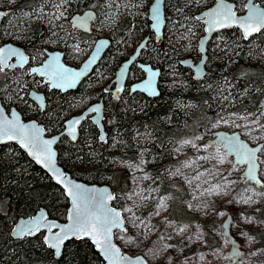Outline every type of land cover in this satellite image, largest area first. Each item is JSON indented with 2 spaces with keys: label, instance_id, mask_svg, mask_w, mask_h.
Instances as JSON below:
<instances>
[{
  "label": "trees",
  "instance_id": "trees-1",
  "mask_svg": "<svg viewBox=\"0 0 264 264\" xmlns=\"http://www.w3.org/2000/svg\"><path fill=\"white\" fill-rule=\"evenodd\" d=\"M151 1L0 0V9L8 10L0 29L8 27L3 39L34 50L33 61L42 58L44 49H60L67 63L74 65L85 58L97 32L109 38V49L76 91L61 94L44 89L45 110L39 112L33 104L26 109L51 135L58 133L63 119L91 103L81 91L88 83L95 85V77L103 75L107 82L91 96L104 98L103 124L107 133L111 128L113 137L109 133L101 142L95 127L86 121L79 129L77 141L62 138L57 152L59 164L71 177L107 184L116 196L128 184L129 173L112 168L114 160L136 162L141 151L147 150V169L162 179L166 170L178 168L171 149L192 138L190 126L193 131H202L222 113H256L264 101V66L261 58L254 57L264 53V30L247 40L237 29L222 31L219 37L226 55L210 61L209 73L200 81L194 80L190 70L179 63L185 57L199 58L198 40L203 26L195 15L215 0H165L163 38L159 42L151 38L141 54L145 62L159 67L163 73L159 95L149 98L135 93L126 99L113 97L109 81L115 69L146 35L152 36L148 20ZM230 1L237 5L238 0ZM86 10L96 14L87 33L70 24L73 15ZM25 75L23 71L0 72V99L4 106L21 108L23 101H27L26 94L36 83ZM139 76L141 73L135 69L132 81ZM23 115H27L26 111ZM165 182H161L162 193L172 189ZM112 204L121 208L117 198ZM66 207L67 199L61 189L21 149L14 144L0 145V264H104L86 240L68 241L55 258L43 243L41 233L21 240L11 237L18 218L31 217L43 208L49 218L63 221ZM169 217L182 220L181 214ZM257 238L264 245V233Z\"/></svg>",
  "mask_w": 264,
  "mask_h": 264
},
{
  "label": "rangeland",
  "instance_id": "rangeland-1",
  "mask_svg": "<svg viewBox=\"0 0 264 264\" xmlns=\"http://www.w3.org/2000/svg\"><path fill=\"white\" fill-rule=\"evenodd\" d=\"M245 1L238 0L239 13L243 12ZM261 4L264 5V2ZM166 15L170 17L168 12ZM103 29L109 30L105 27ZM100 30L105 32L101 28ZM56 34L57 32L54 35ZM99 35L104 36L102 33ZM223 51L225 45L221 37H215L209 44L211 62L217 59V56L219 58L222 54L225 56L226 52ZM256 56L261 58V65L264 66V53L256 54L254 57ZM90 87L88 83L86 85L88 94L91 93ZM261 104L260 109L253 114L222 113L210 121L202 131H193V126H190L192 138L181 141L171 149L173 158L178 160V168L166 170L162 179L151 175L147 169L149 163V159L146 158L147 150H142L137 161L130 167L126 166L125 162L117 160L112 162V168L125 169L129 173L128 184H125L124 191L116 196L121 209L132 206L136 215L144 222L141 227L148 233L149 238L155 240L162 234L165 239L160 243L175 245L174 254L179 261H184V264H231L229 236L239 243L243 251L236 264H264V245H260L257 238L258 234L264 233V187L248 185V191L245 192L243 190L246 185L241 181L231 185L219 196L211 195L207 191L218 183L225 184V176L231 181L242 175L240 171L232 169V156L225 157L227 163L223 166L210 159L217 154V148L223 154V148L219 145L209 146L208 141L212 139L214 132L223 130L238 132L242 139L251 145L264 144V101ZM25 111L29 113L31 110L25 108ZM164 180L172 188L170 192H161V182ZM248 196H252V201L243 203ZM234 197L236 200L229 203ZM161 199L164 200L166 209L155 215L157 203ZM205 204L207 207H204ZM220 212L225 215L220 216ZM240 213H243V217H239ZM170 214H181L182 220L175 221L169 217ZM228 217L231 220L228 227L229 235L225 234L223 226ZM180 229L185 230L181 232ZM138 230L132 229V232ZM238 232L245 235H237ZM169 236L172 237L171 240L168 239ZM114 239L125 253H128L130 248L139 251L135 245L125 242L128 239L125 233L115 234ZM173 264L178 262L174 260Z\"/></svg>",
  "mask_w": 264,
  "mask_h": 264
},
{
  "label": "snow or ice",
  "instance_id": "snow-or-ice-1",
  "mask_svg": "<svg viewBox=\"0 0 264 264\" xmlns=\"http://www.w3.org/2000/svg\"><path fill=\"white\" fill-rule=\"evenodd\" d=\"M62 2H64V0H62ZM150 11L156 30L158 31L161 22L160 0H157L155 6L152 7ZM209 15L212 27H226L229 22H234L243 28L245 37L252 35L254 32H258L261 28H264V11L259 10L255 5L250 8L249 15L245 19H238L235 16V13L232 12L231 8L224 4H221L219 8L211 12ZM92 18V16L85 14L76 20L73 27L83 26ZM196 19L199 20L200 17H196ZM102 46L103 45H101V47ZM143 47L144 45H141V48ZM98 53L99 48H97V54ZM12 57L16 58L15 65L8 64V60ZM59 59V56H53L43 66V68L32 69V73L39 74L40 76H46L47 82L51 88L64 89L74 86L82 73L72 72L60 64ZM93 60H95V56L92 60L88 61V64H91ZM27 62L28 57L25 56L23 52H20L15 48L6 47L0 49V72L17 66L22 68ZM127 63L130 64L132 61L130 60ZM85 71H87V65L85 66ZM146 71L151 70L146 69ZM126 74L127 66L125 65L122 67L120 75L124 76ZM155 75L156 73H152V76H150L142 86L138 87H142V89L149 92V94H156L153 88L152 79ZM117 90L119 91L121 89L118 88ZM132 90L135 91L136 88H133ZM36 99L42 100L43 97L37 96ZM91 112L99 114L100 109L98 107H93ZM75 123L79 124L80 121L76 120ZM5 138H19L22 146L31 147L34 150L31 153L32 155H37L38 150L40 155L37 156V162L45 163L48 167L54 169L52 160L54 153L51 152L52 141L40 142V146L37 148L38 137L27 135L25 133L24 126L20 125L15 119L8 121L6 118H0V140ZM219 144L223 148V154H221L219 148H217V154L210 157V159L215 160L217 165L223 166L227 163L225 157L235 156L236 159L232 165V169L240 171L242 175L237 180L231 181H229L228 177L225 176L224 180L226 183L223 185L218 183L214 187L208 189L207 191L209 194L219 196L226 192L231 185L241 181L246 185L243 190L245 192L248 191V185L255 184L264 187V144H258L254 147L249 146L246 143L240 142L236 136H221L219 138ZM212 147H216V145H212ZM230 175L231 171L229 172V176ZM58 182H60L59 179ZM73 187L77 191L69 192V195L73 197V208L69 214L71 224L66 227H60L56 224L47 225L49 232H51L53 228H59L58 232L46 239V243L50 248L55 249L57 256H59L61 245L66 239L71 236L81 237L83 235H87L93 239L94 243L103 253L109 264H173L174 260H176L178 264H184V261H179V258L174 254L173 250L176 247L175 245L160 243L165 239L162 234L158 235L155 240L149 238L148 233L141 227V224L144 222L136 215L132 206H128L122 210L110 208L108 207V202L115 199V197L110 195H104L99 198L95 196H88L86 193L89 190L81 189L79 185H74ZM129 199H131V197H129ZM143 199H148V197H143ZM235 200L236 198L234 197L232 200H229V203H233ZM251 201L252 196H248L243 203L247 204ZM136 207H139V205H136ZM204 207H207V205L205 204ZM165 209L166 204L164 200L161 199L157 203V209L154 214L159 215L160 211ZM124 213L131 215H124ZM219 215L223 216L225 213L220 212ZM238 215L239 217H243V213ZM39 227H41V225L37 221L35 222V226H33V223L21 225L17 231L22 235H32L34 234L36 228ZM145 227H147V225H145ZM114 229L118 230V233H125L128 237L125 242L135 245L139 248V251H135L130 248L127 254L123 253L121 249L112 242ZM132 229L139 230L133 233ZM184 230L185 229H180L181 232ZM149 231H151V228ZM118 233L115 234L118 235ZM237 235L243 236L245 233L238 232ZM120 238L124 239V237ZM168 239L171 240L172 237L169 236ZM140 245H142V247H140ZM187 259L188 258H185V260Z\"/></svg>",
  "mask_w": 264,
  "mask_h": 264
},
{
  "label": "water",
  "instance_id": "water-1",
  "mask_svg": "<svg viewBox=\"0 0 264 264\" xmlns=\"http://www.w3.org/2000/svg\"><path fill=\"white\" fill-rule=\"evenodd\" d=\"M157 0H152L149 7H148V20H149V27L150 30L153 32L154 34V39L156 42L162 40L163 38V31H164V26H165V0H160V26H159V30H156L154 21L152 20V14L150 9L152 7L155 6ZM221 4L227 5L229 8H231L232 12L235 13V16L238 19H245L248 17L249 15V10L250 8H252L253 5H255L259 10L264 11V6H262L259 2H256L255 0H246L243 6V12L239 13L237 11V5L235 4V2L230 1V0H215L213 2V4L208 7L205 8L203 10H201L200 12H198L195 15L196 17H200V23L203 26V34L200 36L199 40H198V52L200 54V57L197 61L191 59V58H184L181 59L179 61V63L184 67V68H189L192 72V78L196 81H200L202 80L206 73L207 70L205 69V65L207 63L208 60V56H207V47H208V43L210 42L211 38L213 37V35L217 32L220 31H227V30H232V29H237L241 36L244 39H250L253 36L258 35L260 32H262L264 30V28H261L258 32H254L252 35L245 37L244 35V30L243 28L234 22H229L228 26L226 27H222V26H216V27H212L210 24V13L213 12L214 10H216L217 8H219L221 6ZM6 12H0V20L1 17L5 14ZM85 14L92 16L93 18L91 20H88V22L83 25V26H76L75 28H78L81 31L84 32H88L90 30L91 24L92 22L95 20L96 18V14L94 11L92 10H86L80 14H75L70 18V23L73 27V24L76 22V20H78L80 17L84 16ZM149 39V36H146L144 39H142L140 41V43L137 45V47L135 48V51L129 56V58L127 60H125L124 62H122L121 66L119 67V69L116 71L115 74V78L113 80V82L115 83V87H114V95L118 96L121 94L123 88L125 87V82L127 80L128 77V73H129V69L131 68V66L136 63V65L143 71L144 73V77L143 79H141L140 81L133 83L130 85L129 89L131 93L134 92H139L142 93L144 95H146L149 98H154L157 97L159 95V89H158V78H159V69L153 68L150 64H144L141 62H137L138 57L141 53V51L143 50V48H141V45H144L147 43ZM101 45H103L101 47ZM109 46V40L107 38H100L97 39L95 41V44L91 50V52L88 54V56L82 61V63L78 66V67H73V66H69L67 64L64 63L63 61V53L60 51H54V52H49L48 53V57L40 64L37 66H33L30 68V72L32 73V69H37V68H43V66L53 57V56H59V63L62 64L64 67L68 68L69 70H71L74 73H82V75H80V77L78 78L76 84L72 87H68V88H64V89H59V88H51L49 83L47 82V77L46 76H40L39 74H36L39 78H42L43 81L49 85L50 89H55L57 91H60L62 93L70 91V90H74L78 84L83 81L93 70V68L96 66V64L99 62V60L101 59V57L103 56L104 52L106 51V49ZM15 48L17 50H19L20 52H23V50L20 47L14 46L12 44H5L4 46L0 47V49L2 48ZM97 48H99V53L97 54ZM24 53V52H23ZM25 55V54H24ZM95 56V60L92 61L91 64H88L89 60H92V58ZM132 61V63H127L128 61ZM16 64V63H14ZM87 65V71H85V66ZM127 66V74L124 76L120 75L121 69L124 66ZM146 69H150L151 71H146ZM152 73H156V75L154 77H152L153 79V88L156 94L152 95L149 94V92L144 91L142 89V87H138V86H142L148 79L150 76H152ZM35 74V73H32ZM121 89V90H117V89ZM136 88L135 91H133L132 89ZM29 98L35 102L40 108L41 110L44 108V96L43 93H39L36 91H30L29 92ZM40 96L43 97L42 100H37L36 97ZM93 107H98L100 109L99 114L91 112V109ZM90 116L91 121L97 126L98 130H99V138L101 139V141H104L106 139V133L104 131V127L102 124V119H103V103L102 101H99L98 103H95L93 105H90L88 108H86L82 113L72 116L70 118H68L65 122H64V129L62 132H60L59 134H55V135H46V131L43 128V126L41 124H39L37 121L35 120H24L22 118V115L20 114V112L18 110H16L15 108H11V110L9 111V113L6 112V110L4 109V107L2 106V104L0 103V118H6L8 121H12L13 119H15L16 121L19 122L20 125L24 126L25 129V133L29 136H35L38 137V142H37V148H39L40 146V142L43 141H52L51 144V152L54 153L52 160H53V164H54V169L48 167L45 163H38L37 162V156L40 155L39 151L37 150V155H32L31 153L34 151L31 147H25L22 146L21 140L19 138H14V139H3L0 140V145L3 144H14L16 145L19 149H21L26 156L37 166L39 167L42 171H44L46 173V175L51 179V181L61 189L63 195L65 196V198L67 199V207H66V213H65V219L63 221H59L56 219H52L49 218L46 211L41 208L39 210H37L31 217H25V218H18L16 220V222L14 223L10 235L13 239L15 240H21L24 237H33L37 234H42V240L43 243L45 244V246L49 249L52 250L54 257L58 258L63 250V247L65 246V244L68 241L71 240H76V241H81V240H86L88 241L94 251L100 256V258L102 259L104 264H109L108 260L104 257L103 253L98 249L97 245L94 243L93 239L90 236L87 235H83L81 237L78 236H71L68 239H66L63 244L61 245V251L59 256H57L55 249L50 248L48 246V244L46 243V239L50 238L54 233L59 231V228H53L51 232L48 231L47 225L49 224H56L59 225L60 227H66L69 226L71 224V221L69 220V214L73 208V197L71 195H69V192H75L77 191L73 186L74 185H79L81 189H86L89 190L86 194L88 196H95L97 198L102 197L104 195H110L112 197H115V194L113 193V191L111 190V188L106 185V184H95V183H86L80 180H77L73 177L70 176V174L68 172H66L63 167L58 163V153H57V149H56V145L58 143V141L60 140L61 137L65 136L67 138H69L72 142H75L78 138V129L81 125V123L88 117ZM79 120L80 123L76 124L75 121ZM74 129V131H73ZM221 136H226V137H232V136H236L238 137L240 142L246 143L249 146H257V145H251L249 144L246 140L242 139L241 135L238 132H227V131H223V130H219L214 132L213 135V139H211L210 141H208V145H215V144H219V138ZM262 144V143H259ZM220 145V144H219ZM233 157V164L235 162V156ZM58 179L60 180V182H58ZM257 187H261L259 185H256ZM114 199L110 200L108 202V207L110 208H115L117 210H121L118 207H115L112 205ZM39 222V224L41 225V227L36 228L34 234L32 235H22L20 234L17 229L21 226V225H27L29 223H33V226H35V222ZM231 220L228 217L224 223L223 226L225 228V234L229 235L228 232V227L230 224ZM114 233L118 230L114 229L113 230ZM229 240H230V256H231V264H236L238 259L241 257V255L243 254V251L240 249L239 243L231 236H229ZM112 242L114 245H116L117 247H119L114 240V235L112 238ZM120 248V247H119ZM121 249V248H120ZM122 251V250H121ZM126 254V253H125Z\"/></svg>",
  "mask_w": 264,
  "mask_h": 264
},
{
  "label": "flooded vegetation",
  "instance_id": "flooded-vegetation-1",
  "mask_svg": "<svg viewBox=\"0 0 264 264\" xmlns=\"http://www.w3.org/2000/svg\"><path fill=\"white\" fill-rule=\"evenodd\" d=\"M210 7V6H209ZM208 8V7H207ZM0 12H6L2 17H1V20H0V29H1V27H2V22H3V20L5 19V16L7 15V13H8V10H4V9H0ZM94 22V21H93ZM92 22V23H93ZM71 24V23H70ZM71 27H72V25H71ZM72 28H74V29H77L78 31H81V30H79L78 28H75V27H72ZM91 28H92V24H91V27H90V30H91ZM7 30H8V27L7 26H5V28H4V30L3 31H1L0 30V47H2V46H4L5 44H12V45H14V46H17V47H20L22 50H23V52H24V54H25V56H27L28 57V62L21 68V67H15V68H9V69H5L4 71H8V72H21V71H23V74L25 73L26 75H27V78L29 79V80H31L32 82H35L36 83V86L35 87H33V88H31V89H29L28 90V92H27V94H26V99H27V101H23V106H20L21 108H17V107H15V106H10V107H6V106H4L3 105V101L0 99V103L2 104V106L4 107V109L6 110V112L7 113H9V111L11 110V108H15L16 110H18L19 112H20V114L22 115V118L24 119V120H35V121H37L39 124H41L42 126H43V128L45 129V131H46V135L47 136H49V135H51L50 133H49V131H48V129L47 128H45L44 127V125L41 123V122H39L37 119H35L32 115H28V113H27V115H23V112H24V110H25V108L28 106V107H30L32 104L35 106V108L36 109H38V111L39 112H43L44 110H45V108L47 107V101H46V94H45V91H44V89H46V90H48V91H57V90H55V89H50L49 88V85L48 84H46L44 81H43V79L42 78H39L36 74H32L31 72H30V68L31 67H33V66H37V65H40L47 57H48V53L49 52H54V51H60V52H62L63 53V61H64V63L65 64H67V65H69V66H73V67H78L81 63H82V61L88 56V54L91 52V50H92V48H93V46H94V44H95V41L97 40V39H100V38H107L108 40H109V38L108 37H106V36H100L99 35V33L97 32V35H98V37L92 42V45H91V48H90V50H89V52L87 53V55L85 56V58L83 59V60H81L79 63H76V64H74V65H71V64H69V63H67V61H66V57H65V54H64V52L62 51V50H60V49H44V53H43V56H42V58H39V59H37V60H34L33 61V54H34V50H32V49H30V48H27V47H23V46H21V45H19V44H17V43H15V42H13V41H9V40H7V39H3L4 37H3V34L4 33H7ZM89 30V31H90ZM88 31V32H89ZM81 32H84V31H81ZM87 33V32H86ZM151 33H152V36H150V35H146V36H149V39H148V41H147V43L145 44V48H146V45L148 44V42H149V40L152 38V39H154V34H153V32L151 31ZM220 33H222V31H220V32H217V33H215L214 35H213V37L211 38V40H210V42L208 43V47H207V56H208V60H207V63H206V65H205V69L207 70V73H206V75L209 73V68H208V66H209V63H210V56H209V53H208V51H209V44L211 43V41L215 38V37H219L220 35ZM145 36V37H146ZM144 37V38H145ZM143 38V39H144ZM154 41H155V39H154ZM161 41V40H160ZM159 42V41H158ZM140 43V42H139ZM138 43V44H139ZM137 44V45H138ZM109 47H110V40H109V46H108V48L106 49V51L109 49ZM137 47V46H136ZM135 47V48H136ZM144 49V48H143ZM106 51L104 52V54L106 53ZM134 51H135V49H134ZM133 51V52H134ZM132 52V53H133ZM142 52H143V50L141 51V53H140V55H139V57H138V60H137V62H141V63H144V64H150V63H147V62H145L144 61V59L141 57V54H142ZM131 53V54H132ZM103 54V55H104ZM130 54V55H131ZM129 55V56H130ZM129 56L128 57H126L122 62H124L125 60H127L128 58H129ZM103 57V56H102ZM102 57H101V59H102ZM185 58H188V57H185ZM100 59V60H101ZM184 59V58H183ZM100 60H99V62H100ZM193 60H195V59H193ZM180 61V60H179ZM195 61H197V60H195ZM99 62L96 64V66L99 64ZM122 62L117 66V68L115 69V71H114V73H113V75H112V77H111V79H110V81H109V86H110V93L112 94V96L113 97H116V98H127V97H129L130 95H133V94H135V93H139V92H134V93H131L130 92V89H129V87H130V85L131 84H133V83H136V82H138V81H140L141 79H143V77H144V73H143V71L136 65V63H134L132 66H131V68L129 69V73H128V77H127V80H126V82H125V87L123 88V90H122V92H121V94L120 95H118V96H116V95H114V87H115V83L113 82V80H114V78H115V74H116V71L119 69V67L121 66V64H122ZM14 63H16V58L15 57H12V58H10L9 60H8V64L9 65H15ZM151 65V64H150ZM95 66V67H96ZM152 66V65H151ZM95 67L93 68V70L95 69ZM153 68H156V69H159V71H160V73H159V78H158V89H160V86L162 85V80H161V76H162V71H161V69L159 68V67H154V66H152ZM138 70L140 73H141V76H139V77H137V78H135V80H133L132 81V79H133V72H134V70ZM187 69H189V68H187ZM92 70V71H93ZM190 70V69H189ZM92 71H91V73H92ZM190 72H191V70H190ZM90 73V74H91ZM89 74V75H90ZM191 74H192V72H191ZM25 75V76H26ZM88 75V76H89ZM87 76V77H88ZM86 77V78H87ZM106 77V76H105ZM85 78V79H86ZM96 78V80H95V85H91V87L89 88V90L91 91V93L90 94H88V92H87V90L88 89H83L81 92H82V96L83 97H89V99H90V101H91V103L89 104V105H87L85 108H83V109H81V110H79L78 112H76L75 114H73V115H71V116H69V117H67L66 119H63V122H62V130L60 131V132H62L63 131V129H64V122L68 119V118H70V117H72V116H75V115H78V114H80V113H82L86 108H88L90 105H93V104H95V103H98L99 101H102V103H103V119H102V124H103V120H104V106H105V103H104V98L103 97H101V98H99V99H95V97H93V96H91V95H93V94H96L97 93V91H99V89H102L103 87H104V85H105V83L107 82L106 81V79L103 77V75H100V76H96L95 77ZM163 78V77H162ZM84 79V80H85ZM105 79V80H104ZM83 80V81H84ZM83 81H81L79 84H78V86L74 89V90H70V91H67V92H64V93H62V92H60V91H57V92H59V93H61V94H66V93H69V92H74V91H76L77 90V88L79 87V85L83 82ZM100 83V84H99ZM107 86H108V83H107ZM30 91H36V92H39V93H43V96H44V103H45V105H44V108L41 110V108L35 103V102H33L30 98H29V92ZM160 91V90H159ZM100 94H102L101 92H100ZM140 94H142V93H140ZM144 95V94H143ZM96 96V95H95ZM127 96V97H126ZM146 96V95H145ZM147 97V96H146ZM24 109V110H23ZM86 121H88V122H90V124H92L94 127H95V129H96V131H97V138H98V140H100L101 141V139L99 138L100 136V134H99V130H98V128H97V126L91 121V119H90V116H88L82 123H81V125L84 123V122H86ZM81 125H80V127H81ZM80 127H79V129H80ZM103 127H104V131H105V133H106V138H107V134L109 135V133H110V135L112 136V131H111V128H110V132L109 133H107V130L105 129V126H104V124H103ZM79 129H78V137H79ZM60 132H58V133H55V134H59ZM55 134H52V135H55ZM113 137V136H112ZM62 138H65V139H67V140H69L70 142H72L69 138H67V137H65V136H63V137H61L60 138V140L62 139ZM78 139V138H77ZM77 141V140H76ZM105 141V140H104ZM104 141H101V142H104ZM59 142V141H58ZM73 143V142H72ZM58 144V143H57ZM3 145H6V144H3ZM56 149H57V145H56ZM58 153V152H57ZM58 163H59V161H58ZM125 164V163H124Z\"/></svg>",
  "mask_w": 264,
  "mask_h": 264
}]
</instances>
